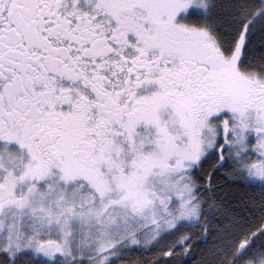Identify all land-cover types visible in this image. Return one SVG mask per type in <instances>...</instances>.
Returning <instances> with one entry per match:
<instances>
[{"label":"snow or ice","instance_id":"1","mask_svg":"<svg viewBox=\"0 0 264 264\" xmlns=\"http://www.w3.org/2000/svg\"><path fill=\"white\" fill-rule=\"evenodd\" d=\"M0 264H264V0H0Z\"/></svg>","mask_w":264,"mask_h":264}]
</instances>
